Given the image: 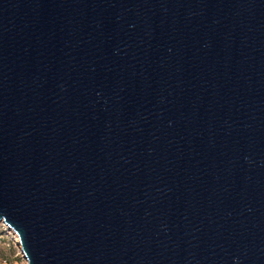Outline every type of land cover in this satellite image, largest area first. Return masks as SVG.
I'll list each match as a JSON object with an SVG mask.
<instances>
[{
    "label": "water",
    "instance_id": "obj_1",
    "mask_svg": "<svg viewBox=\"0 0 264 264\" xmlns=\"http://www.w3.org/2000/svg\"><path fill=\"white\" fill-rule=\"evenodd\" d=\"M0 221L27 264H264V0H0Z\"/></svg>",
    "mask_w": 264,
    "mask_h": 264
},
{
    "label": "rangeland",
    "instance_id": "obj_2",
    "mask_svg": "<svg viewBox=\"0 0 264 264\" xmlns=\"http://www.w3.org/2000/svg\"><path fill=\"white\" fill-rule=\"evenodd\" d=\"M0 264H27L15 230L0 221Z\"/></svg>",
    "mask_w": 264,
    "mask_h": 264
}]
</instances>
